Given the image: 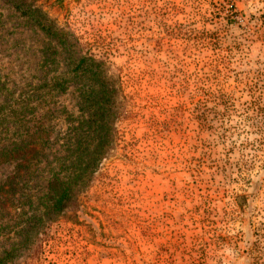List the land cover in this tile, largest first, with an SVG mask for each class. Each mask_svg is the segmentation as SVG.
I'll return each mask as SVG.
<instances>
[{"label":"rangeland","instance_id":"obj_1","mask_svg":"<svg viewBox=\"0 0 264 264\" xmlns=\"http://www.w3.org/2000/svg\"><path fill=\"white\" fill-rule=\"evenodd\" d=\"M27 1L101 55L124 98L77 204L6 264H264V132L246 116L264 101V0ZM53 45L0 0V87L62 75ZM52 100L74 109L71 91ZM18 225L0 213V254Z\"/></svg>","mask_w":264,"mask_h":264},{"label":"trees","instance_id":"obj_2","mask_svg":"<svg viewBox=\"0 0 264 264\" xmlns=\"http://www.w3.org/2000/svg\"><path fill=\"white\" fill-rule=\"evenodd\" d=\"M8 1L54 42L51 48L62 55L65 69L49 83L24 84L17 92L0 87V167L8 168L0 179V213L26 226L21 239L2 250L0 264L21 256L39 232L45 236L41 230L56 216L77 204V195L115 140L112 125L122 114L124 98L101 55L79 43L68 28L55 25L31 1ZM67 91L75 100L73 110L49 104ZM248 106V126L261 134L264 101L253 98ZM57 121L62 128H56ZM52 143L58 145L53 149ZM24 208L31 210L29 215ZM72 217L75 221L76 215Z\"/></svg>","mask_w":264,"mask_h":264}]
</instances>
